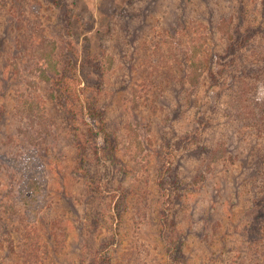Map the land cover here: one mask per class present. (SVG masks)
<instances>
[{
	"label": "rangeland",
	"instance_id": "rangeland-1",
	"mask_svg": "<svg viewBox=\"0 0 264 264\" xmlns=\"http://www.w3.org/2000/svg\"><path fill=\"white\" fill-rule=\"evenodd\" d=\"M39 2L0 0V264H95L101 250L108 264H172L177 233L187 264L264 262V141L248 128L240 148L219 145L231 95L183 84L187 34L165 27L177 0L148 18L146 0ZM35 24L54 56H39ZM259 144L252 175L240 158ZM16 165L41 215L26 214Z\"/></svg>",
	"mask_w": 264,
	"mask_h": 264
},
{
	"label": "trees",
	"instance_id": "trees-1",
	"mask_svg": "<svg viewBox=\"0 0 264 264\" xmlns=\"http://www.w3.org/2000/svg\"><path fill=\"white\" fill-rule=\"evenodd\" d=\"M146 1L148 7L140 11L141 13L139 14L141 17L148 18L149 13H157L161 3L164 4L166 0ZM31 2L33 7L38 10L40 7L39 0H31ZM177 2L175 8L170 7L165 13L169 17L165 27L168 29V35L173 38H175V33L173 34L172 31L177 29L179 34L182 32L187 34V40L181 42L183 43L182 50L184 53L182 60H180V65L185 68L183 84L199 87L208 81L211 90L217 87L220 92L226 90L231 95V102L227 110V115L232 112L230 113L232 118L229 123L231 129L227 130V134H229L227 140L219 145L223 146L224 152L228 151L229 145V148H234L235 145L240 148L243 143L248 142V128L260 133L255 139L249 136L250 139L264 141V99L259 96L261 85L264 84V0H177ZM196 5H199L198 7L200 8H197ZM194 11H198V18L194 16ZM136 14L138 13H134L130 18ZM258 14H262V18L256 21L257 18L254 16ZM217 16L220 17L218 21L215 19ZM142 27L143 25H140V29ZM166 30L164 32L167 34ZM31 33V41L33 45L37 42L41 59L44 60L47 56L45 51L52 52L54 56L56 43L53 40L51 41L39 24H35V27L32 26ZM4 41L5 38L0 35V42L3 44ZM156 42L163 46V41L157 40ZM202 45L206 49L199 52V48ZM196 48H198V51H196ZM171 49H173L171 46L165 48L167 57ZM160 59H162L161 56ZM199 63H201V67ZM57 74L56 72L54 75ZM136 104L139 106L138 103ZM95 115L97 114L93 112L92 117L96 121L99 116L95 117ZM101 125V131H105V124L102 122ZM90 131L94 138L97 137L95 145V150H97V147H99L98 138L101 136L100 132ZM239 134L240 136H238ZM241 135H245V137ZM107 136L108 134L104 136L106 141L108 140ZM260 144L253 151L245 153V155L242 154L243 158H240L243 165L247 164V169L252 175L259 170V161L257 159H262L254 152ZM215 151L217 149L214 150L213 148V157ZM198 152V150H195L193 155ZM85 153L84 149L81 154L85 155ZM18 155L14 154L13 157L16 159ZM219 157L221 159L223 155ZM81 160L83 161V159ZM17 167L18 165L15 166L16 174L21 176L17 190L18 198L25 207L27 215L30 213H39L41 215L44 208L33 206V197H35L34 194L37 191L34 175H28L25 170H21L18 167L19 170ZM161 175L163 176V173ZM169 179L168 182L172 183L170 184L172 190L178 193L183 181H178L176 175ZM160 190L161 193H164V196L170 198L169 193H172V190H168L165 186L160 188ZM175 195H172L171 202L174 200ZM176 196L180 198L181 194ZM52 223L53 228L56 223L55 221ZM173 227L178 228L177 224H174ZM178 231L180 230L178 229ZM178 234L180 233H177V239L168 241L167 253L171 257L175 254L176 258L170 259L172 264H177V261L181 264H187V261L183 260L181 256L184 255V244L179 239ZM102 251L99 252V257L95 264H108V259L102 256ZM24 264H29V262ZM258 264H264V262L260 261Z\"/></svg>",
	"mask_w": 264,
	"mask_h": 264
}]
</instances>
